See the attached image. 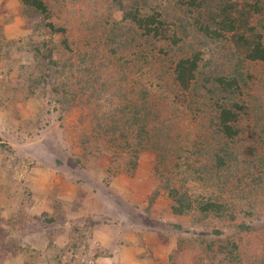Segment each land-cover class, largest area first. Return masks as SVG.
<instances>
[{"label": "rangeland", "instance_id": "1", "mask_svg": "<svg viewBox=\"0 0 264 264\" xmlns=\"http://www.w3.org/2000/svg\"><path fill=\"white\" fill-rule=\"evenodd\" d=\"M56 1L73 46L79 43L85 52L90 48L80 41L93 45L103 38L97 27L108 26L104 19L121 16L113 0ZM20 7L19 0H0V264H228L219 250L228 240L238 246L239 264H264V187H249V177L239 183L243 190L237 192L234 182L219 190L224 177L215 174L214 164L206 169L194 158L192 143L168 150L164 166L157 163L155 147L178 128L188 141L198 138L194 142L202 149L201 138H210L205 126L213 110L210 95L196 96L197 124L176 118L173 96L161 98L150 112L133 113L135 95L139 99L147 91L151 99L162 90L136 79L135 67L156 66L140 56L127 68L117 67L122 59L116 64L114 58L118 70L108 62L89 92L67 95L53 78L55 54L47 52L48 64L35 55L33 45L42 36L22 19ZM187 29L180 49L195 46L208 60L217 45L211 48L202 32ZM96 54L95 61L114 57L108 49ZM242 65L250 84L242 92L249 107L239 121L243 127L264 103L257 84L264 61L246 59ZM63 87L70 90L69 84ZM166 181L190 196L189 212L172 211ZM210 196L228 200L226 214L198 221L197 200Z\"/></svg>", "mask_w": 264, "mask_h": 264}, {"label": "trees", "instance_id": "2", "mask_svg": "<svg viewBox=\"0 0 264 264\" xmlns=\"http://www.w3.org/2000/svg\"><path fill=\"white\" fill-rule=\"evenodd\" d=\"M19 1L22 19L35 24L36 30L42 36L41 42L33 45L35 55L40 54L44 61L47 60V52L55 54L52 62L55 66L53 78L67 95L71 93V96L82 97L98 81L100 73L106 71L108 62L114 72L118 70L111 63L114 58L116 64L122 59L117 67L125 65L127 68V64L136 60L134 56H140L146 62L147 59L154 60L156 65L155 71L135 67L134 70L139 71L136 79L142 83L154 84L155 88L162 90L158 89L159 92L151 99L147 96V91L146 96H140L139 99L135 95L133 113L141 114L144 110L150 112L161 103V98L173 96L176 118L183 121L191 118L197 124L200 116L195 114L198 112L199 103L196 96L204 92L210 95L208 96L213 110L205 125L210 138H201L199 146H203L202 149L194 142L198 138L188 141L186 133H180L181 129L178 128L164 146L160 144L155 147L158 165L164 166L169 161L166 159L168 150L182 149L181 145L192 143L196 152L194 158L206 163L203 164L206 169L214 164L215 174L224 177L218 179L219 190L225 191L232 182L236 184L237 192L243 190L239 183L247 181L249 177L251 183L245 182L246 185L254 189L264 187V103L258 114L251 116L249 123L243 127L239 124L249 113L242 92L250 84L245 81L248 75L244 72L242 63L246 59L264 61V0H113L121 16L118 20L104 19L109 22L106 23L108 26L103 24L97 27L100 37L103 38L96 40L93 45L87 38L80 41L83 46L90 48L87 52L79 49V43L73 46L72 43L76 41L69 36L68 23L59 19L61 9L57 7V1ZM59 1L61 3L64 0ZM4 14L8 16L10 13ZM187 28L202 32L211 48L217 45L212 51L213 54L210 52L212 55L208 60L203 59L201 49L195 46L191 50L180 49L183 36L188 35ZM54 38L58 40L54 42ZM195 38L201 42L199 36ZM107 49L108 55L114 57L95 61L96 53ZM68 51L76 57L73 59ZM115 52L120 53L117 56ZM46 62L48 64V60ZM119 77L122 78L123 73ZM251 78L255 77L252 75ZM160 80H163L165 86H160ZM64 83L69 84L70 90L63 87ZM257 84L264 91V75ZM148 103L149 107H146ZM162 112L163 109L160 114ZM141 132L143 129L139 128L135 136L140 137ZM219 138L222 142L218 141ZM208 154L210 157L212 155L213 161L210 164H207L210 158ZM242 165L243 171H239ZM165 187L174 213L184 214L192 209L191 198L186 192L178 190L168 181L165 182ZM217 198L210 196L206 200H197L195 208L199 211L198 221L213 217L221 220L224 217L228 200L220 202ZM244 214L249 215V211ZM240 226L249 228L244 224ZM182 241L180 238L179 242ZM237 248L236 242L230 240L220 245V253L228 264L240 263L236 260ZM205 249L208 254L214 252L210 244H206Z\"/></svg>", "mask_w": 264, "mask_h": 264}]
</instances>
